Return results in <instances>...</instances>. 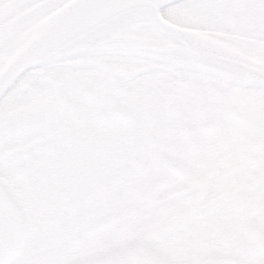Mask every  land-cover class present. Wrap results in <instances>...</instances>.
<instances>
[{"label":"flooded vegetation","instance_id":"flooded-vegetation-1","mask_svg":"<svg viewBox=\"0 0 264 264\" xmlns=\"http://www.w3.org/2000/svg\"><path fill=\"white\" fill-rule=\"evenodd\" d=\"M31 1L0 0V36L51 15L55 0L16 15ZM183 35L214 59L191 54ZM254 67H264V0L227 10L189 0L124 17L26 72L0 101V176L30 217L13 264L54 252V264H75L134 243L176 263L264 264Z\"/></svg>","mask_w":264,"mask_h":264},{"label":"water","instance_id":"water-1","mask_svg":"<svg viewBox=\"0 0 264 264\" xmlns=\"http://www.w3.org/2000/svg\"><path fill=\"white\" fill-rule=\"evenodd\" d=\"M175 0H71L43 21L0 70V100L28 70L77 47L115 21L134 15L158 16L160 6ZM173 32H180L173 28ZM200 57H214L200 44L188 49ZM214 59V58H213ZM217 60V59H216ZM264 86V67L245 70ZM30 229L28 211L15 199L10 184L0 176V264H12L24 252ZM75 264H179L154 246L129 244ZM202 264V263H181Z\"/></svg>","mask_w":264,"mask_h":264},{"label":"rangeland","instance_id":"rangeland-1","mask_svg":"<svg viewBox=\"0 0 264 264\" xmlns=\"http://www.w3.org/2000/svg\"><path fill=\"white\" fill-rule=\"evenodd\" d=\"M41 0H32L31 2H28L26 5H24L23 8H21L20 10H18L16 12V15L18 13H20L21 11L24 10V8H28V7H35L37 5H39ZM45 1V0H42ZM69 0H55V1H51L48 4L52 7V10L50 11V13L54 12V10L60 8L63 4H65L66 2H68ZM48 13V14H50ZM51 13V14H52ZM42 14V12H39L37 14H35L29 21H23V22H18L16 24V26L14 28H12L10 31L2 34L0 36V46H3V42L5 41V39L7 38H13L12 42L15 43L16 46H14V48L12 49V51H16L26 40L27 38L31 35V33L34 31V29L43 21L45 20V18H47L49 15ZM1 50H3L2 48H0ZM11 51V52H12ZM7 52H9L8 49H6L5 51H0V57H1V61H3L6 57H8L9 55L2 57L3 55H5ZM12 54V53H11ZM7 101V100H6ZM43 233L49 231V227H45L42 229ZM53 232V230H52ZM52 242L49 244V246H52ZM40 247H44L43 244ZM56 253H50L48 255L46 254H36V255H31V254H27L25 255V257L21 260L20 264H47L45 263V259L48 260V256H53V260H49L51 261L48 264H54L57 261H54L56 259ZM31 255V256H30ZM54 261V262H53ZM63 262V261H62ZM62 262H59L57 264H62Z\"/></svg>","mask_w":264,"mask_h":264},{"label":"snow or ice","instance_id":"snow-or-ice-1","mask_svg":"<svg viewBox=\"0 0 264 264\" xmlns=\"http://www.w3.org/2000/svg\"><path fill=\"white\" fill-rule=\"evenodd\" d=\"M189 0H175L174 3H167V4H163L160 6V13L161 15H165L168 10L170 8H173L176 6L177 3L179 4H186L188 3ZM196 2L201 3V4H205V5H210L212 7H222L225 10H227L229 8L230 5H232L233 7H239L241 4H245V3H252V4H258L259 0H196ZM221 23H223V21H220ZM260 21L259 19L257 20L256 25L254 26L253 30H255L256 28H259L260 26ZM180 40L183 41L184 44H186L188 47H199L201 42L197 39H195L194 37L188 36V35H183L179 37Z\"/></svg>","mask_w":264,"mask_h":264}]
</instances>
